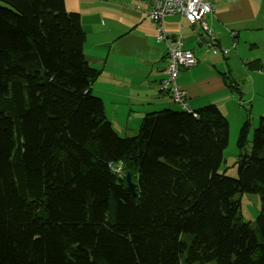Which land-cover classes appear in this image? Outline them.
<instances>
[{
    "label": "trees",
    "instance_id": "trees-1",
    "mask_svg": "<svg viewBox=\"0 0 264 264\" xmlns=\"http://www.w3.org/2000/svg\"><path fill=\"white\" fill-rule=\"evenodd\" d=\"M85 41L64 0H0V264H264V116L239 126L233 176L214 104L145 113L120 136Z\"/></svg>",
    "mask_w": 264,
    "mask_h": 264
},
{
    "label": "crops",
    "instance_id": "crops-1",
    "mask_svg": "<svg viewBox=\"0 0 264 264\" xmlns=\"http://www.w3.org/2000/svg\"><path fill=\"white\" fill-rule=\"evenodd\" d=\"M207 1L212 3L214 10L203 20L211 34L201 30L200 22L190 24L180 15H168L163 18V29L168 36L165 41H158L156 26L148 18V0H64L66 10L80 15L86 36L85 57L100 70L91 90L102 99L104 112L113 128V121L123 123L132 117L138 122L137 118L141 120L145 113L175 109L169 94L162 91L160 80L167 76V47L178 37L197 60L194 66L181 70L177 78V84L185 91L189 109L206 103L216 105L222 113L223 109H233L230 103L236 101L235 93L220 77L222 67L225 70L229 66L223 65L217 57V48L230 41L231 48L238 46L241 31L263 12L260 9L264 0ZM185 39H195V43H185ZM225 50L229 54L230 48ZM256 58L261 61V54ZM247 81L244 86L247 94L257 95L264 91V76L253 72L247 75ZM236 116L237 113L233 115Z\"/></svg>",
    "mask_w": 264,
    "mask_h": 264
},
{
    "label": "rangeland",
    "instance_id": "rangeland-1",
    "mask_svg": "<svg viewBox=\"0 0 264 264\" xmlns=\"http://www.w3.org/2000/svg\"><path fill=\"white\" fill-rule=\"evenodd\" d=\"M263 12H260L258 17L253 20L249 26L245 27L239 35L238 46L231 48V41L228 45H223L220 48H217V57L220 58L223 65H228L229 67L223 71L230 72V76L237 81L241 92L239 94H234L236 101L230 103V111H225L223 109V114L226 116L229 122V133H228V143L225 149L223 150V162L220 165L219 171L224 170V174L233 176L236 172L234 166H232L233 161L237 156L236 148V138L239 130V126L242 122L249 118L250 125V135L255 126H257L260 116H264V91L257 94L251 95L247 94L244 86L247 84V75H251L253 72L258 73L259 75L264 76V70H252L244 64L245 62L252 61L255 59L258 54H261V63L264 64V4L260 9ZM202 30V29H201ZM195 38V37H194ZM250 40V41H249ZM195 43V39H185V43ZM224 48H230L229 54H223L222 51ZM222 49V50H221ZM259 59V58H258ZM260 60V59H259ZM226 63V64H225ZM221 71V72H223ZM209 104V103H206ZM205 104V105H206ZM120 105V104H119ZM204 106V105H202ZM172 107L179 110L180 107L177 104H172ZM201 107V106H200ZM224 108V107H223ZM238 114L235 118L234 114ZM130 117L127 121L124 120L123 123L112 122L114 125V130L120 136H131L134 135L139 127L140 118L138 122ZM259 210V199L256 194L243 193L240 197V216L244 221L253 222L257 212Z\"/></svg>",
    "mask_w": 264,
    "mask_h": 264
},
{
    "label": "built area",
    "instance_id": "built-area-1",
    "mask_svg": "<svg viewBox=\"0 0 264 264\" xmlns=\"http://www.w3.org/2000/svg\"><path fill=\"white\" fill-rule=\"evenodd\" d=\"M150 9L148 18L156 26V39L165 41L168 34L163 29V18L168 15H180L188 23L200 22L201 28L208 34L210 30L203 20L205 15L213 11V5L207 0H148ZM182 38L175 39L173 45L166 50V77L160 80L162 91L169 94L171 101L181 109L190 110L186 101L185 91L177 84L179 72L197 63L194 53L183 47ZM224 54L227 50L223 51ZM264 70V68H263Z\"/></svg>",
    "mask_w": 264,
    "mask_h": 264
},
{
    "label": "water",
    "instance_id": "water-1",
    "mask_svg": "<svg viewBox=\"0 0 264 264\" xmlns=\"http://www.w3.org/2000/svg\"><path fill=\"white\" fill-rule=\"evenodd\" d=\"M126 184H127V187L130 191H133V183L131 182L130 178H129V175L126 174Z\"/></svg>",
    "mask_w": 264,
    "mask_h": 264
}]
</instances>
